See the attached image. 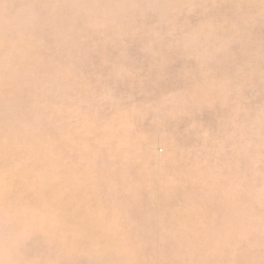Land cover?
Masks as SVG:
<instances>
[{
    "label": "rangeland",
    "instance_id": "obj_1",
    "mask_svg": "<svg viewBox=\"0 0 264 264\" xmlns=\"http://www.w3.org/2000/svg\"><path fill=\"white\" fill-rule=\"evenodd\" d=\"M0 264H264V0H0Z\"/></svg>",
    "mask_w": 264,
    "mask_h": 264
}]
</instances>
